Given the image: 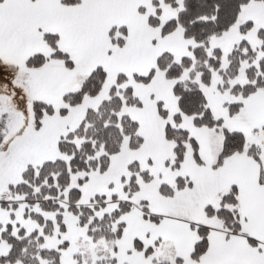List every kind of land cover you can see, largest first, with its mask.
<instances>
[{"label": "snow or ice", "instance_id": "snow-or-ice-1", "mask_svg": "<svg viewBox=\"0 0 264 264\" xmlns=\"http://www.w3.org/2000/svg\"><path fill=\"white\" fill-rule=\"evenodd\" d=\"M0 264H264V0H0Z\"/></svg>", "mask_w": 264, "mask_h": 264}]
</instances>
